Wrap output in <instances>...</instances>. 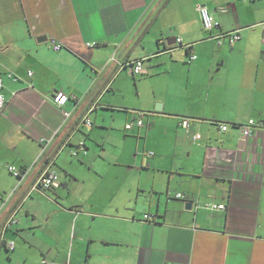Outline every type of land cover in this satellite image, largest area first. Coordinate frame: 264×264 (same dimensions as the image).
I'll list each match as a JSON object with an SVG mask.
<instances>
[{"label": "crops", "instance_id": "obj_1", "mask_svg": "<svg viewBox=\"0 0 264 264\" xmlns=\"http://www.w3.org/2000/svg\"><path fill=\"white\" fill-rule=\"evenodd\" d=\"M262 22L264 0H0V264H264Z\"/></svg>", "mask_w": 264, "mask_h": 264}, {"label": "built area", "instance_id": "obj_2", "mask_svg": "<svg viewBox=\"0 0 264 264\" xmlns=\"http://www.w3.org/2000/svg\"><path fill=\"white\" fill-rule=\"evenodd\" d=\"M197 10L199 12V17H200V22L202 27L205 30L211 31L213 30L216 26H217V22L215 21L214 16L212 15V13L210 12V10L208 9V7H206L205 5H198L197 6ZM262 27L264 28V22L261 23ZM240 34L238 30H234V31H226V32H218L215 35L212 36V38L216 41V43L218 45H222V44H233L236 41H238L240 39ZM177 42H180L181 40L179 38L176 39ZM50 45L51 48L55 51L60 50L63 47V44L57 40H55L54 38L50 39ZM89 46L94 45V43L92 44H88ZM185 47L187 49H189L190 44H186ZM191 59H195L196 55L195 54H191L190 55ZM131 70L132 73L135 75H139V74H143L145 73V70L143 68V59H137L135 62L132 63L131 65ZM28 75H31V71L27 72ZM8 77L16 80L15 76H12V74H8ZM2 86H3V82H2V77L0 76V109L4 106L5 103V98L4 95L2 93ZM70 95L67 93H64L63 91H57L53 94V103L56 106H63L69 99H70ZM84 126L86 127H91L92 125V121L90 119V117L88 115H85L82 119L81 122ZM144 125L143 120L141 118H136L134 121H130L127 122L124 125V128L126 130H131L134 126L136 127H142ZM181 125L184 127L185 130H189V122L186 119H183L181 122ZM236 128L239 129L240 131V135L242 139H248L253 132L258 128L261 127L260 122L255 121L254 119H249L245 124H241V125H236ZM219 129L221 131H225L227 130V125L224 123H221L219 125ZM193 139H200L201 134L199 132H195L193 134ZM84 143L80 142V147L83 148ZM73 154L76 153V151H72ZM152 154V153H150ZM8 170L12 172V174L16 177L20 176V171L17 170L16 168H14L13 166H8ZM59 185V177L58 174L54 171V170H42L41 173L38 175L35 183H34V187L35 188H41V189H51V188H55L58 187ZM175 196L177 198H184L185 196L181 193L178 192L175 194ZM203 207V208H207L210 210H224L226 207L223 203H205V204H196V208L197 207ZM143 217L145 219H150L151 218V214L149 213H145L143 215ZM15 222V218L13 216H10L5 225L3 226V229L1 231V234H3L4 230L7 229L8 226L12 225ZM6 247L9 250H12L14 248V242L13 241H7L6 242ZM69 264V263H66Z\"/></svg>", "mask_w": 264, "mask_h": 264}, {"label": "water", "instance_id": "obj_3", "mask_svg": "<svg viewBox=\"0 0 264 264\" xmlns=\"http://www.w3.org/2000/svg\"><path fill=\"white\" fill-rule=\"evenodd\" d=\"M154 109L155 110H161L160 104L156 103ZM184 207H185V209L189 210L193 207V205L191 203H185Z\"/></svg>", "mask_w": 264, "mask_h": 264}]
</instances>
